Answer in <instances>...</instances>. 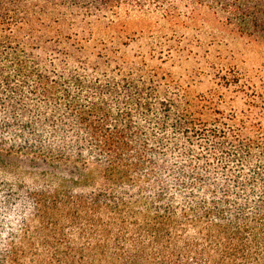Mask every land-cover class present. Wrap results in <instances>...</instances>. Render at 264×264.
<instances>
[{
  "label": "trees",
  "instance_id": "1",
  "mask_svg": "<svg viewBox=\"0 0 264 264\" xmlns=\"http://www.w3.org/2000/svg\"><path fill=\"white\" fill-rule=\"evenodd\" d=\"M130 14L264 41V0H0V264H264V100L88 48Z\"/></svg>",
  "mask_w": 264,
  "mask_h": 264
},
{
  "label": "rangeland",
  "instance_id": "2",
  "mask_svg": "<svg viewBox=\"0 0 264 264\" xmlns=\"http://www.w3.org/2000/svg\"><path fill=\"white\" fill-rule=\"evenodd\" d=\"M204 19L187 27H173L157 15L121 16L108 27V20L91 21L95 43L87 45L98 50L100 42H105L127 61L142 59L164 79L187 86L191 95L216 94L225 111L243 110L252 97L260 104L264 100V41L241 35L212 15ZM85 24L78 20L74 28ZM28 171L21 165L4 174L8 178L17 175L14 183L35 180Z\"/></svg>",
  "mask_w": 264,
  "mask_h": 264
}]
</instances>
